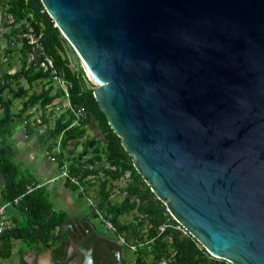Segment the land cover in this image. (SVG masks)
Masks as SVG:
<instances>
[{"label":"water","instance_id":"1","mask_svg":"<svg viewBox=\"0 0 264 264\" xmlns=\"http://www.w3.org/2000/svg\"><path fill=\"white\" fill-rule=\"evenodd\" d=\"M39 1L169 216L211 257L264 264V0ZM76 226L114 246L65 221L70 245Z\"/></svg>","mask_w":264,"mask_h":264},{"label":"trees","instance_id":"2","mask_svg":"<svg viewBox=\"0 0 264 264\" xmlns=\"http://www.w3.org/2000/svg\"><path fill=\"white\" fill-rule=\"evenodd\" d=\"M0 22L1 28L7 29L1 33L6 44L4 54L15 52L19 61L18 70L0 75V205H6L10 219V228L0 235V264L14 255L17 264H27L23 256L32 250L37 254L48 252L54 264L67 261L69 239L60 229L66 213L53 209L44 185L25 193V186L37 182L13 162L8 142L14 120L24 121L26 135L31 132L29 116L25 114L30 108L53 112L60 105V91L40 67L43 56L51 59L66 83L71 107L84 111V118L77 121L66 111L57 112L52 127L46 131V141L49 150L58 145L57 167L66 164L67 171L81 181L84 193L88 187H95L96 201L87 215L109 221L116 239L121 237L126 245L135 246V264H230L211 257L178 225L135 171L131 157L120 146L93 98L95 85L86 79L79 59L40 1L0 0ZM37 82H42L40 90L31 91ZM15 100L21 105L12 114L10 107ZM54 101L57 102L52 104ZM92 127L96 133L89 135ZM77 146L80 149L75 153ZM120 181L122 197L113 200L112 189ZM64 185L80 195L76 187L65 182ZM130 214L131 220L122 219ZM159 226H163L162 231ZM14 242L19 244L15 253Z\"/></svg>","mask_w":264,"mask_h":264},{"label":"crops","instance_id":"3","mask_svg":"<svg viewBox=\"0 0 264 264\" xmlns=\"http://www.w3.org/2000/svg\"><path fill=\"white\" fill-rule=\"evenodd\" d=\"M3 48L4 47L0 48V75L2 73L12 74L19 68L17 54L13 52L10 55L6 56L4 54V51L1 50ZM41 85L42 82L35 83L32 86L31 91L38 92L41 88ZM24 86L26 85L24 84ZM20 105V101L15 100L10 107V112L12 114H15L17 110H19ZM13 108L15 109L14 111ZM25 114L29 116V118L27 119L28 127L31 131L29 134H25L24 121L14 120L10 126V135L8 136V142L11 144V148L13 150V162L20 170L26 173L37 183H44L48 179L54 177L56 175V172L58 171L57 161L55 157V153L57 152V145H54L49 150L47 148L48 143L46 141V131L47 129L51 128L50 125L53 124V121L56 118L57 114L50 112L49 109L45 112H42L37 107L30 108ZM70 147L71 146H68V149ZM50 157H53L54 161H50ZM2 183L3 180L0 176V189L2 188ZM44 190L47 194L48 200L52 204L53 209L62 210L66 213V221H69L71 223L87 222L90 225L89 221H91V217L88 216L87 213H82L75 208L76 201L73 198V193L75 192L74 197L77 200L81 198V194L80 196L75 190L69 189V187L64 185L63 181L45 184ZM68 210L72 215L75 214V216L70 217V214H67ZM76 236H79V234H76ZM89 238L90 236H88V240ZM76 243L80 244L82 250H84L85 252L91 249L92 256L90 255L89 257L90 264H97L95 258L93 257V251L91 248L92 246L90 245V243L88 244V242L82 237H80L76 241ZM80 245L75 246L70 245L69 243L67 248L68 254L66 253V257L68 255L67 259H69L71 255H73L74 251L79 252L78 247ZM18 248L19 244L14 242L13 253H15ZM23 260L27 264H54L51 261L48 252L37 254L33 250L26 252L23 256ZM73 260H71L67 264H71ZM1 264H17V258L14 255L10 260L2 261ZM77 264H82V262H77Z\"/></svg>","mask_w":264,"mask_h":264},{"label":"built area","instance_id":"4","mask_svg":"<svg viewBox=\"0 0 264 264\" xmlns=\"http://www.w3.org/2000/svg\"><path fill=\"white\" fill-rule=\"evenodd\" d=\"M40 67L43 68V70L47 73L48 79L52 83V85L56 89H58L61 93V98H60V102H59L60 105L55 107V111L58 113L66 111L76 121L83 119L84 118V111L81 108H72L71 107L70 102H69V98H68L66 83L57 74L51 59L43 56L41 58ZM55 103H56V101L53 102L52 104H55ZM49 160L54 161V158L50 157ZM57 181H63L65 183H67L68 185H72V186L76 187L78 189V192H80V194L82 196H85V193L83 192V187L81 185V181L76 176L70 174L67 171L66 164H61V166L58 167L57 174L54 177L48 179L46 182L35 183V184H30V185L25 186V193L30 192L33 189L39 188L45 184L54 183ZM22 196H20L19 198H21ZM85 198L87 199L89 204L94 208V205L92 203H90L88 198L87 197H85ZM14 202H16V200H14ZM5 209H6V205H0V235L10 228V219H9V216L6 213ZM98 220L100 221L101 227L104 231L110 232V233L116 235L115 229L109 221L104 220L100 217L98 218ZM162 229H163V226L158 227L159 231H162ZM117 240L120 241L121 243H123L124 245H126L121 237H118ZM126 247H127L128 251H130L131 253H133L135 250V246H133V245H126ZM129 264H135V263L133 261H131Z\"/></svg>","mask_w":264,"mask_h":264},{"label":"flooded vegetation","instance_id":"5","mask_svg":"<svg viewBox=\"0 0 264 264\" xmlns=\"http://www.w3.org/2000/svg\"><path fill=\"white\" fill-rule=\"evenodd\" d=\"M92 232L99 238H102L108 242H111L114 246H105L102 244H94L92 246V251H93V257L96 260L97 264H129L127 263L126 259L128 257V251L125 249V245L118 241L113 234V239L107 237V232L104 231L103 229L96 228L91 221H89ZM74 229L78 232L81 230V235L84 240H86L89 244L88 236L90 234L86 232L84 229L80 227H74ZM79 233V232H78ZM90 239V238H89ZM80 245L78 243L75 244V246ZM87 254V259H89L88 255L90 254L89 251H86ZM78 255L80 256V261H84V255L80 254L78 251H74L73 255L70 256L69 259L64 264H67L71 260L75 258V256ZM92 256V254H91ZM100 261V262H99ZM99 262V263H98Z\"/></svg>","mask_w":264,"mask_h":264},{"label":"rangeland","instance_id":"6","mask_svg":"<svg viewBox=\"0 0 264 264\" xmlns=\"http://www.w3.org/2000/svg\"><path fill=\"white\" fill-rule=\"evenodd\" d=\"M1 23V22H0ZM7 29H3V28H1V26H0V48H2V47H6L5 45V41H4V39L1 37V33L3 32V31H6ZM3 48V49H4ZM3 49H1V50H3ZM79 63H80V66L82 67V69H83V71H84V75H85V77H86V79L90 82V83H92V85H94V83H93V81H92V79L89 77V75H88V73H87V71H86V69H85V67L83 66V64L81 63V61H79ZM71 65H73V62L71 61ZM54 87V86H53ZM15 109L13 108V111H14ZM53 113H55V114H58L57 112H55V111H53ZM50 127H52V124L50 125ZM96 133V131H95V129L92 127V129L89 131V135H93V134H95ZM56 145V144H55ZM79 149H80V147L79 146H77V148L75 149V152H78L79 151ZM58 172V171H57ZM57 172H56V174H57ZM90 182L92 183L93 182V179H91L90 180ZM96 183V181H94V183L93 184H95ZM122 185V182L120 181L119 183H117L114 187H113V189H112V195H114V197L112 198L113 200H117V201H119L120 199H121V197H122V195L121 194H119V191H120V186ZM87 188V187H86ZM74 194H75V192L73 193V198L75 199V201H76V203H75V208H76V210H79V211H81L82 213H90V210L91 209H93V207L89 204V202L87 201V199L85 198L86 196L88 197V200L90 201V203H94L95 201H96V193H95V187H88L87 188V193H85L86 194V196H81V198L80 199H76L75 197H74ZM64 210V209H63ZM67 214H70V217H72V216H75V214L74 215H72L70 212H69V210L67 211ZM131 218H132V215L130 214V215H126V216H124L122 219L123 220H126V221H129V220H131ZM91 222L93 223V225L96 227V228H100V229H102V227H101V223H100V221L98 220V219H95V218H91ZM113 234L112 233H110V232H107V237L108 238H111V239H113V236H112ZM128 257H127V259H126V261H127V263L129 262H131L132 261V259H133V254L130 252V251H128Z\"/></svg>","mask_w":264,"mask_h":264},{"label":"bare ground","instance_id":"7","mask_svg":"<svg viewBox=\"0 0 264 264\" xmlns=\"http://www.w3.org/2000/svg\"><path fill=\"white\" fill-rule=\"evenodd\" d=\"M87 71V70H86ZM87 73H88V71H87ZM88 75H89V73H88ZM89 77H90V75H89ZM91 78V77H90Z\"/></svg>","mask_w":264,"mask_h":264}]
</instances>
